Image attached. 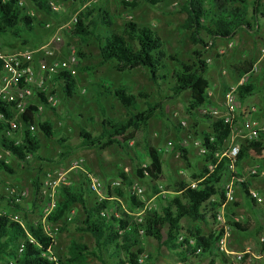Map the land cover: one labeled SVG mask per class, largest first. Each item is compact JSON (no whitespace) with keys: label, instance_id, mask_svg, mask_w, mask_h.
Listing matches in <instances>:
<instances>
[{"label":"rangeland","instance_id":"1","mask_svg":"<svg viewBox=\"0 0 264 264\" xmlns=\"http://www.w3.org/2000/svg\"><path fill=\"white\" fill-rule=\"evenodd\" d=\"M22 1L23 6L26 7V14L34 19L32 30L22 29L20 38H16L10 31H6L0 36V43L9 40L16 42L18 50L32 52L35 57L42 53L41 49L44 46H47L52 52V56L47 62L49 64L69 62L68 69L69 72L74 71V74H70V76L74 78L76 87L73 95L66 97L61 83L52 77L47 84V94L54 98L55 106L41 104L36 94L34 95L31 102L33 106L41 105V110L35 114L34 130L31 132L38 139L40 149L34 158L30 157L25 162H20L11 155H3L0 148V160H3L13 170V174L0 170V184H12L26 192V197L19 205L26 215L24 218L21 217L23 224L26 227L25 221L30 225L43 222L54 237V254L67 259L71 255L70 248L73 244L85 246L89 251H94L92 237L89 234L77 232L75 228V220L83 218V211L79 205H74L63 219L55 223L49 222L47 219L51 213L43 220L46 205L45 202L37 198L32 182L36 178H39V181L43 180L47 174H51L55 179L61 175L68 183L66 185L68 188L73 191L83 190L87 206L91 207L95 202L102 201L97 194L88 191L83 174L77 169L70 170L69 168L73 161L82 158L88 150L81 146L80 130L85 129L93 136L101 132L103 116L100 107L103 108L105 117L109 119L122 120L127 116V111L109 95V91L124 88L134 96H137L138 93H145L149 96L150 103L160 104V110L150 120L148 127V139L160 153L161 176L159 181L153 182L147 176L143 178L137 176V170L145 168L149 159L146 153L136 146V138L127 142L126 150L113 145L102 152L91 149L92 152L88 154V158L96 157L101 172L105 176L102 180L99 179L102 182L100 193L104 199L107 191L110 190V184L120 180L119 173H124L131 181V186H122L121 188L124 197L118 202L119 208L111 206L107 210L111 212L114 210L119 214L124 212L136 220L142 218L145 213L138 214L139 210L130 209L133 188L138 187L143 190V194L135 198L144 204L147 211L160 212L165 200H169L175 195L172 190L174 183H191L192 175L199 177L205 171V167L208 171V164H205L204 157L200 155L194 142H198L201 147L206 148L201 134L209 132L211 122L216 120L210 115L213 108L208 103L193 111V115H189L187 108L191 100L190 93L185 92L178 97H173L170 92L171 84L168 80L159 79L154 83L149 80L148 74L144 70L136 69L122 73L116 71L113 64L102 65L98 43L95 39L90 37L82 41L80 37L72 34L77 16L85 12L86 9L100 6L107 11L115 30H120L128 21L148 27L161 39L166 56H171L179 62L191 63L194 60L193 52L202 51V59L208 65L205 78L209 82V87L212 84L216 87V89L212 87V97L207 95L208 102H211L209 99H213L215 92L219 94L217 84H222L225 79L231 81V84L235 82L239 84L242 79L240 77H243L242 83L252 85L255 91L254 75L258 71L254 70L251 65L250 73L243 76L234 68L241 65L243 60L254 62V55L251 54L252 50L246 47V42L257 41L254 27L257 23L264 25V17L258 14L253 16L252 10L256 0H247V19L251 28L239 31L237 39L231 38L232 40L218 39L210 42L204 37V34H201V37L208 43L206 48H201L192 43L189 33L183 29L186 20L183 7L186 5V0H162L157 6L142 4L132 10L122 7L121 0H53L59 9L51 14L39 12L28 0ZM258 4L259 12L264 13V0H259ZM206 8H210L208 3ZM263 32L260 34L262 35ZM6 49L9 48L6 47ZM72 58L74 61H71ZM166 63L167 69L160 71L159 75L177 68V64L174 62L168 60ZM261 70L264 71V65ZM232 86L234 87V85ZM43 96L46 98L45 95ZM253 100L254 93L246 98V102ZM239 101L236 96L238 108L241 107ZM137 102L139 110H143L144 101L138 100ZM182 122L185 123V127L181 125ZM38 123L50 124L55 138L47 139L39 130ZM23 131L24 126H21L15 138H21ZM59 140H63V142L61 143ZM168 142H171V147L167 146ZM179 149L186 150L189 167L181 157H176V153L180 154ZM82 160L83 168L96 176L93 169L88 167L89 171L86 169L85 159L82 158ZM244 162L248 166L254 165V168L256 167L259 172L264 171V140L263 147L254 161L248 159ZM235 171L237 176L243 177L239 167ZM230 179L231 175L228 171L221 186L224 187ZM254 181L263 183L264 186V176H255ZM66 186L60 184L57 188L54 209L61 200L62 189ZM155 188H158L157 193ZM239 189H241L240 186H234L235 202L229 203L230 208H234L233 210L237 208L235 206L237 202L235 191ZM160 190H163L165 194L160 195ZM262 197L264 199V192H262ZM241 201L244 203L243 198ZM6 204L0 199V214L3 216L16 214ZM217 213L219 212L217 211ZM18 215L20 214L18 213ZM237 216L239 215L237 214ZM222 220L224 224L217 225L212 222V218H208L206 223L184 219L181 222L183 226L181 234L188 236L190 232L194 234L195 231H199L202 235L208 236L223 228V231L227 232L225 248L231 253L243 254L241 264H264V241L260 243V236H254V230L244 233L229 226V222L244 225L242 220L237 222L234 217L228 216L227 218L225 215L222 216ZM212 224L215 226L212 227ZM239 237H244V240H240ZM218 246L217 243L211 255H193L190 250L186 251L182 248L183 251L179 257L174 250L168 249L161 243L151 238L141 237L140 248L143 249V255L146 258L140 264H176L182 263V261H184L182 264H211L212 261L213 264H228ZM102 259L106 264H113V261L108 260L106 254L102 255ZM80 264H101V262L95 258L86 257Z\"/></svg>","mask_w":264,"mask_h":264},{"label":"trees","instance_id":"2","mask_svg":"<svg viewBox=\"0 0 264 264\" xmlns=\"http://www.w3.org/2000/svg\"><path fill=\"white\" fill-rule=\"evenodd\" d=\"M39 12L51 14L49 0H28ZM162 0H121L125 9H137L142 4L157 6ZM207 3L210 8L207 7ZM259 0L254 2L252 13L263 15L259 12ZM247 0H186L183 7L186 20L183 29L189 33L193 44L206 48L208 43L201 34L210 42L218 39L229 40L239 31L251 28L247 19ZM32 17L26 14L25 6H18L17 0H10L3 3L0 0V35L10 31L16 38L21 37L22 29L31 31L33 28ZM100 29V31H99ZM72 34L80 37L82 41L93 37L98 43L100 63L113 64L118 72H127L136 69L144 70L151 82L159 79L168 80L171 84L170 92L173 97L188 92L191 100L187 108L189 115L200 106L208 103L207 90L209 82L205 78L208 65L202 59L203 52H193L194 60L191 63H183L171 56H166L163 50L161 39L148 27H142L133 21H128L120 30L113 29L111 19L106 10L100 6L86 9L80 13L73 27ZM82 56L81 54H79ZM177 64V68L159 75L160 71L167 69V61ZM252 64L243 62L234 69L241 75L251 71ZM66 97H71L76 87L73 77L68 73H60L54 76ZM228 92L229 88H225ZM254 88L250 84H240L236 87V95L240 101L253 95ZM120 105L127 111V116L122 120H113L105 117L102 107L100 111L103 116L102 130L98 135H91L85 129H81L79 136L83 147L97 149L99 151L117 145L120 149H127V142L136 138V146L143 150L148 159V165L137 170L140 178L148 177L153 182L160 180V153L148 139V127L150 120L160 110L159 103H150L149 96L145 93H138L137 96L128 93L124 88H117L109 91ZM41 104L47 106L46 99L39 95ZM138 100L144 101V109L139 110ZM53 110V109H52ZM38 112L36 106H29L25 113L19 116L24 126L21 138H7L6 120L13 118L11 105L0 102V114L4 120L0 121V148L9 152L12 157L20 162H25L27 156L34 158L40 149V143L36 136L29 131L28 127L34 125V117ZM38 128L47 139H54L55 133L48 123H38ZM231 133L229 125L221 120H213L209 132L202 133V141L207 149L203 155L205 164L212 163L215 168L212 172L205 171L199 177L192 175V182L196 187L191 189L190 183L176 182L172 186L174 196L165 200L160 212L145 211L141 221L121 212L119 218L110 217L106 220L100 217L101 210L109 207H118V201L124 197L122 189L108 190L106 198L95 202L91 207L87 206L82 189L73 191L67 186L62 189L61 200L56 208L48 216V221L55 223L64 218L74 205H79L83 211V218L75 220L77 232L89 234L94 241V251H89L85 246L73 244L70 248V256L67 259L57 257V262H51L42 256L43 251L52 245L50 237L44 234L41 225H30L25 220L26 231L37 241L38 245L29 244L26 241L25 230L17 223L11 221L8 216L0 215V264H80L86 257H92L106 264L102 255L106 254L113 264H140L139 256L143 255L140 248V238L146 237L155 240L170 250L183 248L186 239L177 244V237L181 234L182 220L188 219L195 222H205L208 218L215 219L216 213L221 204L225 201L224 190L221 186L223 178L229 171V159L226 156L215 157L227 149V142ZM197 135V134H196ZM61 143L63 140H59ZM263 147V137L258 141H239V152L236 158V168L245 160H252L258 156ZM180 157L187 162L186 150L179 149ZM0 170L13 174V170L0 160ZM123 186H131V181L124 173H119ZM32 185L35 192L39 193L41 180L36 178ZM248 196V183L240 185ZM158 188H155L157 193ZM249 197V196H248ZM38 198V197H37ZM0 199L5 201L8 207L16 214L26 215L19 205H13L1 193ZM40 199V198H39ZM112 199V200H111ZM132 210H141L144 204L139 202L135 196L130 197ZM253 205L254 202L250 200ZM229 226L241 231H247L245 225L229 222ZM142 231V235H140ZM223 228L208 236L202 235L199 231L191 233L185 238L195 239L196 248H201V255L212 254L217 243L223 237ZM24 243L23 251L18 254L20 243ZM194 248L190 253L195 254ZM149 260L148 258L146 259ZM213 264V261L211 262Z\"/></svg>","mask_w":264,"mask_h":264},{"label":"built area","instance_id":"3","mask_svg":"<svg viewBox=\"0 0 264 264\" xmlns=\"http://www.w3.org/2000/svg\"><path fill=\"white\" fill-rule=\"evenodd\" d=\"M10 0H2L3 3L9 2ZM17 5L22 7L23 1L17 0ZM49 7L53 12H57L59 7L54 3L53 0H49ZM41 51L44 52L45 55L51 56L52 52L49 51L47 46H44ZM261 55H264V47L261 49ZM34 56L32 52L22 51L15 53H7L0 50V102L11 105L12 111L14 113L13 118L10 120H6L7 129L5 131V137L14 138V135L18 132L22 123L19 120V116L25 113L26 109L29 106H33L32 99L34 95L39 98V95H45L46 103L49 105L55 106L54 98L47 94V84L48 81L51 80L57 74L60 73H68L74 74V71L69 72V65L67 62H53L48 63L47 61H41L39 64L40 75H36L35 67L33 65ZM71 61H74L72 58ZM253 69L256 70L253 66ZM250 73V72H249ZM248 73V74H249ZM247 75V74H246ZM243 78L240 80L239 85L243 84ZM236 88L229 89L228 92L225 93L223 97V105L222 109H213L210 112L212 118L216 120L223 121L224 124H227L231 128V133L227 142V149L221 154H216L215 157H219V159L223 156H226L229 159V172L231 175V179L228 183L223 187L225 202L226 203H234V186H240L245 182L244 177H240L236 175V158L239 152V141H258L261 137L264 138V126H260L254 119L251 118V115L255 112L254 108L245 107L242 105L238 108L236 103ZM36 92V93H35ZM41 109V108H40ZM245 115L242 122L238 121L239 111ZM4 120L2 115L0 114V121ZM239 123V125H237ZM182 126L185 127V123H181ZM29 131H33L34 127H28ZM194 145L198 148L200 155L207 154V149L201 147L198 142H194ZM168 147H171V142L167 143ZM3 155H10L9 152L1 149ZM176 157H180L179 153H176ZM30 156H27L26 160L29 159ZM1 159V158H0ZM70 170L77 169L80 171L86 180L87 189L89 192L97 194L100 200H103L100 190L102 188V182L96 176H93L83 168V162L81 160H75L72 162ZM208 172H212L215 168V165L212 163H208ZM250 177L255 176H264V171L259 172L257 168H252L247 173ZM68 185L65 178L61 175L55 179L51 174H47L44 176V179L41 180V185L39 187L38 198H40L43 202H45V214L43 220L47 218V216L53 211L55 205V195L57 193V188L59 185ZM123 186L121 180L114 181L110 184L109 189H121ZM191 189L196 187V182H191L189 184ZM249 199L252 200L255 206L259 207L264 215V199L258 190L250 189L247 191ZM0 193L13 205H20L24 198L26 197V192L21 188L12 185V184H0ZM132 196H141L143 194V190L141 188H133ZM160 195H164L165 192L160 190ZM146 207L139 210L138 214H143L146 211ZM1 215V214H0ZM100 217L109 220L110 217L119 218V215L116 211H110L107 209L101 210L99 213ZM223 213H217L214 219V222L217 225H223L224 222L222 220ZM9 219L17 224H19L24 230L25 225L21 220V216L18 214L8 216ZM138 222L141 221V218L137 219ZM236 221V219H235ZM41 228L45 235L51 238L52 245L47 247L42 256L51 262H57V256L54 254V237L49 231L48 227L44 225L42 222ZM26 233V241L29 244H35L37 246L38 243L34 240L28 232ZM140 235H142V231H140ZM186 239V243L183 244V248L186 251H192L196 248L195 239L192 237L185 238L182 234L177 237V243H181ZM227 239V232L224 231L223 237L218 242L219 251L222 253L223 257L227 261L228 264H241L243 260V254L240 253H231L225 248V241ZM24 243L21 242L18 248V254H21L23 251ZM201 253V248L195 249V254L199 255ZM146 258L145 255H140L138 262L141 263L142 260ZM260 258V257H258Z\"/></svg>","mask_w":264,"mask_h":264},{"label":"crops","instance_id":"4","mask_svg":"<svg viewBox=\"0 0 264 264\" xmlns=\"http://www.w3.org/2000/svg\"><path fill=\"white\" fill-rule=\"evenodd\" d=\"M254 30H255V35H256L257 41L255 42V40H254V42L251 41V43L246 42V47L251 49L252 50L251 54L254 55V62L253 61L251 62L252 66H254V68L258 71L254 75V79L256 80V84H254V86L256 85L255 91L253 92L254 93V100L251 102H246V99H245V100L239 101V102L241 103L243 108H245V107L254 108L255 112L251 115V118L254 119L260 126H264V71L261 70L262 65H264V55H261V49L264 47V37H263L264 32L262 35L260 34V32L264 31V25L257 23V24H255ZM238 35H239V32L232 38L237 39ZM262 37H263V39H262ZM15 44H16V42H13L10 40L8 42L3 41L2 43H0V50L3 52H7V53L21 52L20 49L19 50L17 49V45H15ZM6 47L9 49H6ZM51 56L45 55L43 51L39 56H37V57L34 56L35 58L33 60V65L35 67L36 75H40L38 63L40 61H48ZM242 56L244 57V55H242ZM243 62H244V60H243ZM237 72L240 73L239 71H237ZM243 76H245V74ZM240 78H243V77H240ZM226 80L227 79H225V82L222 81V84L220 83V85L217 84V89H219V94L218 93L216 94V92H215V94H214L215 96L213 97V99H209L211 102H208V104L213 109H222L225 88L233 89L239 85L237 82L231 84V81H226ZM232 85H234V87ZM212 87H214L216 89L214 84L210 85V87L207 90V95H209V97H212V91H213ZM260 91H261V93H260ZM258 93H260V94H258ZM36 108L38 111H40L41 105L40 106L36 105ZM239 113L240 114L238 116V121L242 122L245 115L241 112V110L239 111ZM101 130H102V122H101ZM263 140H264V138H263ZM81 146H82V144H81ZM83 148L88 149L82 156V158L85 159L86 169L87 170H88V168L91 170L93 169L94 173L96 174V177H98L99 179L102 180L105 176H104L103 172H101V168L99 167L98 160H96L95 156L88 158L89 152H92V151L89 148H86V147H83ZM107 149H105V150H107ZM105 150H102V151H105ZM103 157H105V156H103ZM82 158H80L79 160H81L83 162ZM106 159H108V158H106ZM108 161H109V159H108ZM252 161H254V159H252ZM252 168H254V165L248 166V164H246L245 162H242L239 166L240 174H241V176H243L245 178L246 182L248 183L247 191L250 189L258 190L260 192V194L262 195V192H264L263 183L261 184L260 182H256V181H254V177H250L247 175V172ZM69 169H71V168H69ZM235 193H236V201H237L235 206L237 208L235 210H233L234 208L231 209L229 206L230 204L226 203L224 201L221 204L220 208L218 209V212L223 213V216L225 215V217H227V218H228V216L234 217V219H236L237 222L242 220L244 222L245 227L247 228V231L248 230H252V231L254 230V236H256V235L260 236L259 241H260V243H262L264 241V215L262 214L261 209L255 205H253V203L250 201L249 197L244 193L243 189H239L238 191H235ZM242 198L244 199V203H242V201H241ZM115 200L120 202V199H115ZM117 214H119V213H117ZM237 214L239 216H237ZM206 221H205V223H206ZM212 222L214 223L213 219H212ZM214 226L215 225L212 224V227H214ZM247 231H245L244 233H246ZM239 238H240V240H244V237H239ZM174 251L180 257L182 254L181 251H183V249L178 248ZM183 262L184 261H182V263ZM182 263L178 262L176 264H182Z\"/></svg>","mask_w":264,"mask_h":264}]
</instances>
